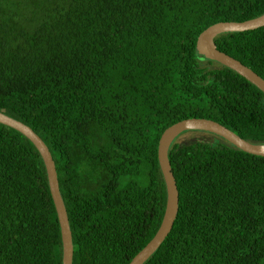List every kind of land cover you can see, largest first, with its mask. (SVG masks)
<instances>
[{
	"label": "trees",
	"instance_id": "1",
	"mask_svg": "<svg viewBox=\"0 0 264 264\" xmlns=\"http://www.w3.org/2000/svg\"><path fill=\"white\" fill-rule=\"evenodd\" d=\"M264 0H0V113L47 147L71 264H127L156 232L165 186L156 149L184 118L264 144V93L197 53L220 21ZM264 80V25L213 37ZM213 138L171 141L170 230L141 264H264V156ZM44 165L0 123V264H61Z\"/></svg>",
	"mask_w": 264,
	"mask_h": 264
},
{
	"label": "water",
	"instance_id": "2",
	"mask_svg": "<svg viewBox=\"0 0 264 264\" xmlns=\"http://www.w3.org/2000/svg\"><path fill=\"white\" fill-rule=\"evenodd\" d=\"M264 25V13L243 21H220L213 23L203 29L196 37L195 49L198 54L212 59L225 67L233 70L238 75L250 82L262 93H264V80L248 67L240 63L233 57L216 49L213 37L221 32L243 31L254 29ZM0 123L18 131L25 136L35 147L44 165L49 194L55 210L56 219L59 226L61 242V264H71V237L67 223L65 209L60 197L56 175L50 153L42 140L23 123L0 113ZM186 130H204L229 142L234 147L257 156H264V144L249 143L221 124L203 118H184L166 127L160 134L157 143L156 156L165 186V205L160 224L154 235L146 244L130 259L127 264H141L160 244L168 233L173 223L177 211V190L174 178L167 160V149L169 144L179 133Z\"/></svg>",
	"mask_w": 264,
	"mask_h": 264
},
{
	"label": "rangeland",
	"instance_id": "3",
	"mask_svg": "<svg viewBox=\"0 0 264 264\" xmlns=\"http://www.w3.org/2000/svg\"><path fill=\"white\" fill-rule=\"evenodd\" d=\"M176 137V141L177 142H182V141H186L191 139L192 137H199L202 139H206V138H213L211 134H209L208 131H204V130H186L183 131L181 133H179ZM174 137V138H175Z\"/></svg>",
	"mask_w": 264,
	"mask_h": 264
}]
</instances>
